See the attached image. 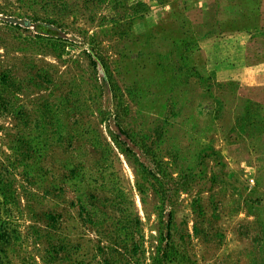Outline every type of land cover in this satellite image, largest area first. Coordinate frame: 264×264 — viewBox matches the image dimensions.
I'll return each mask as SVG.
<instances>
[{
  "label": "rangeland",
  "instance_id": "374dc122",
  "mask_svg": "<svg viewBox=\"0 0 264 264\" xmlns=\"http://www.w3.org/2000/svg\"><path fill=\"white\" fill-rule=\"evenodd\" d=\"M1 232L7 264H264V0H0Z\"/></svg>",
  "mask_w": 264,
  "mask_h": 264
},
{
  "label": "trees",
  "instance_id": "16d2710c",
  "mask_svg": "<svg viewBox=\"0 0 264 264\" xmlns=\"http://www.w3.org/2000/svg\"><path fill=\"white\" fill-rule=\"evenodd\" d=\"M5 236H6L5 232L0 233V241H1L0 244H4L6 242V240H4ZM165 257H166V252H165V249H163L161 254L154 259L153 264H164L163 262L165 260ZM0 264H7V261L6 260L1 261Z\"/></svg>",
  "mask_w": 264,
  "mask_h": 264
}]
</instances>
